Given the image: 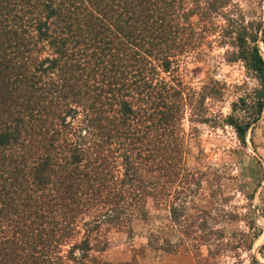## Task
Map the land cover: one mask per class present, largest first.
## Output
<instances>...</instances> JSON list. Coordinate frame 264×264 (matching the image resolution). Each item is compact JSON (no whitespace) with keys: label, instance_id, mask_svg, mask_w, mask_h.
<instances>
[{"label":"trees","instance_id":"trees-1","mask_svg":"<svg viewBox=\"0 0 264 264\" xmlns=\"http://www.w3.org/2000/svg\"><path fill=\"white\" fill-rule=\"evenodd\" d=\"M227 5L0 0V264H112L99 256L102 228L144 219L146 198L169 196L171 186L175 222L186 181L180 123L187 108L198 116L204 96L173 74L197 50L191 16ZM236 25L242 34L229 43L239 50L229 61H244L257 79L255 122L264 107L256 46L264 49V22L247 47ZM226 123L243 144L249 122Z\"/></svg>","mask_w":264,"mask_h":264},{"label":"rangeland","instance_id":"rangeland-1","mask_svg":"<svg viewBox=\"0 0 264 264\" xmlns=\"http://www.w3.org/2000/svg\"><path fill=\"white\" fill-rule=\"evenodd\" d=\"M189 20L197 50L185 54L173 76L204 100L197 117L187 108L180 123L186 181L174 207L181 215L175 222L168 218L171 186L169 196L146 198L144 219L132 218L128 228L104 226L99 256L112 264H264V107L251 122L257 79L244 61H229L239 50L229 43L242 34L236 24L244 28L247 47V36L264 22V0H228L209 17ZM256 46L264 62L259 41ZM229 117L249 122L243 144L226 123ZM154 237L172 247H148Z\"/></svg>","mask_w":264,"mask_h":264}]
</instances>
